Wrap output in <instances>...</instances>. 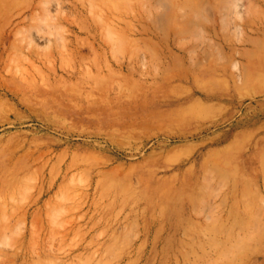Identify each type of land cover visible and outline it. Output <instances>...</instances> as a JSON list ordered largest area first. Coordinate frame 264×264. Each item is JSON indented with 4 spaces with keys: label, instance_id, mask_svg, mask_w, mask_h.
Returning <instances> with one entry per match:
<instances>
[{
    "label": "rangeland",
    "instance_id": "374dc122",
    "mask_svg": "<svg viewBox=\"0 0 264 264\" xmlns=\"http://www.w3.org/2000/svg\"><path fill=\"white\" fill-rule=\"evenodd\" d=\"M0 264H264V0H0Z\"/></svg>",
    "mask_w": 264,
    "mask_h": 264
},
{
    "label": "bare ground",
    "instance_id": "6f19581e",
    "mask_svg": "<svg viewBox=\"0 0 264 264\" xmlns=\"http://www.w3.org/2000/svg\"><path fill=\"white\" fill-rule=\"evenodd\" d=\"M18 87H21L20 89L22 90V91H25V89L27 88V86L24 84V82L22 81V82H20L19 84H18ZM91 100V99H90ZM99 101V100H98ZM98 102H96V104H97ZM106 106H108V105H106ZM107 108V107H106Z\"/></svg>",
    "mask_w": 264,
    "mask_h": 264
}]
</instances>
